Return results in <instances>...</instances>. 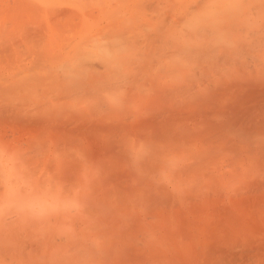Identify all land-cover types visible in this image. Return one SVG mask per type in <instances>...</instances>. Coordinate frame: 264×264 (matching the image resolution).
Instances as JSON below:
<instances>
[{
	"label": "rangeland",
	"instance_id": "obj_1",
	"mask_svg": "<svg viewBox=\"0 0 264 264\" xmlns=\"http://www.w3.org/2000/svg\"><path fill=\"white\" fill-rule=\"evenodd\" d=\"M222 5H226V9H223L224 6ZM255 5L256 0H0V219L6 218L4 219L5 222H9V220L7 221V216L16 214L11 213L14 209L18 214L22 213L23 209H25L24 197H26L27 201L25 202V204L27 203V213L34 211L32 207L36 208L39 203L36 195H34L36 197L33 200L27 196L20 198L23 203L16 198L23 196L20 195L23 194V189L29 191L32 189L30 187H34L33 189L35 190L36 186L39 189H48L51 181L52 184H57L55 183L57 181L70 184L74 179H70L69 182L68 175L71 173L75 174H73L74 177L76 176L75 179L80 180L78 182L75 179L74 182L72 181L73 183L76 182L75 185L73 183L71 184L72 186L70 185L73 188L72 190L70 186L68 190L69 184L65 186V188L67 187L66 192H64L66 194L72 193L75 187L80 189L77 184L87 186L88 179H90L91 183L94 182L97 185L98 183L96 182L99 181L94 179H98L101 180V184L99 182V186L97 185L101 195L106 197V195L110 194L112 198L113 195L118 196L116 194L120 192L119 189L121 188L118 184L123 186V175H126L123 174L124 172L122 173L124 168L127 167V165H124L125 159H134L137 153H144L143 156L150 155L155 158L151 162L150 156H145L146 158H144L148 159V161L143 166V169L146 171L142 169L144 177L147 174H149L148 176L151 179L155 177L153 180L147 177L150 179L148 181L155 185L153 187L159 190L160 186L165 184V182L178 185V190L171 194V197L174 198L172 199L173 201L170 198L172 203L167 198L170 201L168 206L166 205L167 208L165 210L161 208L163 210L162 213L160 208L156 210L154 215L157 217L153 218L155 216L152 215V219L148 215L146 220L144 217L146 214L144 215L140 212L144 209L143 207L141 208L142 204H140L143 203L141 199L144 197H138L140 199L136 197L135 201H133L135 204L132 203L131 205L130 203L129 207L127 206V209H125L124 206L126 204L124 202L127 197L122 194H119L121 196L120 199L115 200V198L113 199L114 201L109 198L110 195L107 196L108 198L103 197L101 200L104 202H97L99 206L96 205L95 209H92L91 212L96 210L93 214L89 212V208L84 209L86 211H83L84 213L82 211H79V214L75 213L76 215H74V212H69L68 216H66L68 225L71 224V221L77 224L81 220L80 225L85 222V227L89 228H84L82 231L83 226H80V228L77 224L79 228L72 231L73 237H78L79 233H84L85 231L83 240L86 247L83 248L79 241H73L71 236L72 241L69 240V242H72V245L69 244L70 250L67 251V247L64 255H62L64 252L60 251L59 248L63 247L64 249L65 243V246H60L56 242L57 240L48 242L47 245L45 243L46 240L50 241L47 237L50 234L54 238L57 237L58 234L54 231L59 223H61L60 225L63 223V221H59L61 220L60 217L56 222V226L53 227L55 223H49L50 219L46 215H42L39 219V222H41L40 226L38 225L39 229H42L39 230L31 227L33 225L29 224V221L21 224L22 218L20 215V223L16 222L18 225L14 222L15 219H13V222L16 226L14 225L13 227V222H10L12 230L18 229V231L16 230L17 232H13L15 237H12L16 243H13V239L9 238L11 244L8 243V240L6 242L3 241L8 234L6 233L8 229L2 227L4 226V221L1 220L0 242L2 243L3 241L4 243L2 244L8 246L9 249L0 254V264H19L22 262L24 264H99L103 259H106L105 263L101 261L100 264H106L107 261H110L108 264H130L129 255L123 254V257L120 252L122 250L123 252L126 251V247L123 245L126 244L125 242L128 243L129 237L132 235L131 226H128L132 224V218H134L133 223L138 221L139 218H144L147 222H145L146 224L148 222L152 224L155 232H159L156 229L162 224L161 222L165 223L166 229H168V226L170 228L176 227L177 225L175 224L178 222H181L184 226L188 225L189 222L192 225H188L190 229L193 226H195L193 229L196 230L204 228L206 232H197L192 229V232L195 231V233L191 234L190 241L196 242L198 239L199 241L192 244L188 242V247H184L183 252L179 255V258L187 261L192 258L195 259L194 256L197 255V250L193 244L197 245L198 242H203L201 244L203 247V244L205 245L206 242L209 243L211 241L208 240L210 237L217 236V233L212 235L217 230H219L218 235L224 236V245L216 244V246L212 245L210 249L207 247L201 250L210 252L209 250L212 249L211 251L213 252H220L232 247L236 248L239 253L246 250L250 256L255 255V251H252L253 246H256L259 242L264 243V134L252 132L239 135L234 132V138H230V140L234 139L231 142V151H228V148H219V151L213 154L214 156L211 154L210 158H208V154H204V151L197 146L198 148L191 150L185 155V158L184 156L181 157L182 159L179 160L180 163L177 168L172 169L175 167L170 166L172 161H174L173 157L165 156L163 151H159L164 150L163 147L159 146L156 140L149 139V135L154 134L155 130L153 131V127L149 126L148 124L150 123L147 122H150L151 117L154 115L153 113L158 112L160 108L162 110V108L166 107L164 105L169 104L167 103L170 98H167L169 94L175 98V94H173L175 92H171L173 96L171 93L166 94L167 97L159 96L158 93L161 94L165 89L162 90L160 88L163 87H160L157 89L162 90L160 92H156L154 88V91H151L149 89L151 86L148 82L152 81L153 83H151L154 87L163 86V82L170 83L171 79L182 75L181 79L184 81L179 80L177 83L182 86L183 90L180 88L181 86L179 89L184 92L188 90L189 85L201 76V74H198L195 78L188 76L192 75L191 71L194 68L197 69L196 71L209 74V80L204 79L198 83L201 86L206 85L213 75L215 77L218 76L217 78L224 82L229 81L230 84L236 83V78L238 77L236 74L246 75L248 74L247 71H250V75H257L256 66L258 64L250 63L248 56L251 54L256 58L258 53L250 45V36H244L246 30H243V28L245 24L232 25V19L235 15L241 16L245 23L244 17L250 16L254 11ZM187 14L188 16L185 18ZM174 20H177L176 24ZM247 22L249 23V20ZM196 25L198 27L194 32ZM213 27L215 29L218 27L226 28V32L220 38H217L216 35L205 36L203 29H213ZM239 38H242L241 42H237ZM220 48L222 49V58L216 61L212 58L207 60L200 58V54L205 50L213 49L212 51H214ZM143 57L147 59L143 60ZM138 74L145 78L143 83L140 76H136L140 79L139 81H137L136 77H133V75ZM149 75L154 77V79L150 78ZM187 76L189 78L185 80L184 77ZM129 78H134L135 80L132 81ZM145 81L147 82L145 83ZM179 89L177 91H180ZM181 93L179 92L180 97L178 92L176 93L179 99H182L181 104L171 101L174 104L172 109L175 108L177 110L174 109V111L171 108L170 110L174 111L173 113L176 112L174 115L178 119L181 118L177 123L181 121L182 125L187 119L184 118L185 116L183 118L180 116L186 112L188 116L190 108L186 99L183 98L186 97L185 93L184 95L182 93L183 97ZM136 106L141 108L137 107L139 108L137 109ZM166 108L169 111L168 106ZM186 108H189V110H186ZM229 109L232 108L228 107ZM137 111L148 113L151 116L148 115L150 119L147 115H143L144 113L142 114V112L143 117L139 116L137 118L135 116ZM149 111H153V113L150 112V114ZM126 114H133L136 117V121L140 120L145 125L141 123L142 125L139 124L138 126V124L131 122L133 120L128 117L130 115ZM138 114L137 112L136 115ZM117 115L120 116L123 124L126 123L123 128L128 129L130 132H135V134H142H136L137 137L140 136L142 139L143 133L149 132L150 134L145 133L146 137L143 136V139L146 140L142 139L143 141L139 142L138 140H125V145H122L118 151L117 140L120 137L117 138L115 143L113 140H115L116 136L114 138L113 136L111 137L109 135L110 131H108L112 127L111 120L114 122L115 117H118ZM103 116L106 117L103 118ZM105 120H110V122ZM188 123L190 122L187 120V126ZM132 124L134 127L131 126ZM210 124L213 125L214 123L210 122ZM183 125L185 126V124ZM42 126L46 127L45 130ZM108 137L112 139H108ZM123 137L122 135V140H124ZM75 139L76 142H74ZM115 149L117 150L116 155L117 153L119 154L117 157L114 155ZM194 150L198 151L199 155H196ZM139 154H137V157H141ZM64 157H68V160ZM71 157L76 158V160H72ZM79 158H82V162ZM205 158L211 159V162L206 159V163ZM73 161L75 162L72 163ZM76 161L78 164H75ZM175 161L177 162V160ZM150 162L152 165L149 164ZM111 163L112 165L113 163L121 164V170L119 165H117L118 169H115L114 175L117 177L111 178L114 182L118 181L115 184H112L114 182L111 179H108L109 181L106 179V175L112 173V169H109L112 166ZM70 164L72 167L69 166ZM82 165H84V168ZM122 166L125 167L123 168ZM74 167L77 169H74ZM81 168L84 169L86 177L81 176ZM67 169H69L70 174H67ZM85 169L89 171L90 175L87 174L88 172ZM91 169L93 170L91 171ZM96 170H103L99 173L105 175L96 176L95 178L93 175H95L94 172ZM132 172L134 173L135 170L133 169ZM127 174L130 173L127 172ZM163 174L168 177L166 180ZM93 177L94 179H92ZM102 180L108 182L106 183L107 186L104 185ZM142 181L139 180V182ZM109 184L111 185L110 190L114 187L113 194H111L112 191L109 193L110 190L107 189ZM91 185L89 186L92 188L96 186L94 184ZM100 185H103V187L101 188ZM99 187L102 190H99ZM116 187L119 188L117 189ZM92 190L95 191V189ZM92 190H90L91 194L98 193V191L93 192ZM115 191L118 193H114ZM32 192L35 191H31V194ZM102 192H105L106 195L105 193L102 194ZM39 193L37 192V194ZM48 193L51 194L50 192ZM52 193H54L53 190ZM17 194L19 196H16ZM168 196L170 197V195ZM13 198L17 200L14 199L13 201ZM179 198L189 201L188 203L186 202L188 205L179 204L181 205L179 206L174 201ZM15 200H20V205L19 202L16 204ZM44 201L46 205L49 199H44ZM173 202L174 205H172ZM21 204L24 206H21ZM169 204L173 207L175 206V208ZM100 206H104L100 214L111 215V220H113L112 217L116 219V221L110 222L108 221L109 216L103 219L108 221L109 224L111 223L110 225L107 223L110 228L107 227V224L104 225L106 221L102 222V219H100L104 218L103 214L99 215L98 213L97 215V211H101L99 209L101 208ZM178 206L182 210H178ZM187 206L188 210L186 209ZM176 208L180 212L185 211L183 214L185 213L187 216L181 215V217L183 216L181 218L176 214V210L173 212ZM25 211L24 213H26ZM113 211L114 213H112ZM143 211L145 212V209ZM157 211L160 212V215L157 214ZM44 212L46 211H42V214ZM85 214H87L86 218H84ZM162 214L164 217L161 218ZM91 215H96L93 219H98L99 217V220L92 221L91 217L93 216ZM171 215H174V217ZM2 216L3 218H1ZM70 217L71 219L73 217V219L71 220ZM11 218H14V216H11ZM16 218L19 219L17 215ZM45 218H48L46 220L49 221L47 224L44 220ZM89 219L91 223L97 221L96 226H94V223V225H89L91 224L87 221ZM42 221L45 223H42ZM34 222L36 223L37 221ZM34 222L32 224L35 225ZM228 223L231 226L233 225L232 228H235L236 231L230 230ZM8 224L5 225L10 228L11 226ZM50 224L52 225L50 226ZM60 225L58 227H62ZM260 230H263V232H260L261 235L251 232ZM102 232H105L104 236ZM239 232L249 233L235 240ZM62 234L61 236H64ZM241 234L239 233L240 236ZM16 237L18 238L16 239ZM89 237L91 238L90 241L88 240ZM176 237L177 234H167L164 238L166 241L171 242ZM203 239L205 240L203 241ZM213 239H216V237H213ZM99 240L101 242L103 240L102 244ZM120 240L125 241L119 245L121 243ZM93 241H98V243L93 244L95 245V247L93 246L94 248L97 247L99 249L96 248V252H94V248L91 245ZM109 241H113L110 243H113L112 246L116 244L117 247H111ZM38 242H40V245L37 244ZM1 243L0 246L2 245ZM51 243L58 245L54 246ZM99 243L100 246L98 245ZM35 245L39 247L36 248L34 247ZM101 245H105V248ZM56 246L57 249H55ZM120 246L125 250H117L120 249ZM107 248L108 252L105 250ZM42 251H44L43 255H41ZM46 251L47 254L45 253ZM79 251L85 253H80ZM100 252L103 259H99V261L98 258H101V255L99 254L100 256H98L95 253ZM104 252L106 253L104 254ZM110 252H112L111 255L109 254ZM168 258L169 256L164 261H167Z\"/></svg>",
	"mask_w": 264,
	"mask_h": 264
},
{
	"label": "bare ground",
	"instance_id": "obj_2",
	"mask_svg": "<svg viewBox=\"0 0 264 264\" xmlns=\"http://www.w3.org/2000/svg\"><path fill=\"white\" fill-rule=\"evenodd\" d=\"M222 6H224L223 9H226V7H227L226 5H222ZM253 10L254 11L250 14V16H245L244 17L245 20H246L245 23L243 22L241 16L235 15L234 18L232 19V25L245 24V27L243 28V30H246L244 36L245 37L250 36V38H249L250 39V45H251V47L255 48V50L258 53L257 56H256V58L253 55H251V54H249V56H248V58H249L248 60H249L250 63L258 64L256 66V73H257V75H254V76L250 75V73H249L250 71H247L248 74H246V75H238V74H236L238 77L236 78L237 80H236V83H234V84L233 83L230 84L229 81H225L224 82L223 80L217 78L218 76L215 77L213 75V76H211L210 81H207V84L206 85H202L201 86L198 83L201 82V81H203L204 79L209 80L208 79L209 78V74L207 72L196 71L197 69L194 68L191 71L192 72V75H188V76L189 77L191 76L193 78H195L198 74H201V76L199 77V79H197L196 81H194L191 85H189L188 86V90H186L184 92L182 91L183 90L182 86L180 84L178 85V83H177V82H179V80L180 81L182 80L181 79L182 78V75H180L178 78L171 79L170 80V83L163 82V84H162L163 86H161V85L160 86H157V85H159V84H157V85H155L157 87H154V85L152 86V83H153L152 81H151L152 83L151 82H148V83H150L151 88H149V89L151 91L152 90L154 91V89H156L155 90L156 92H160L163 89H165V90H163L161 92V94L158 93L159 96L161 95L162 97H167L166 94H169L171 92H175V93H173V94H175L174 95L175 98L174 97H171L170 94L167 97V98L170 97L169 99L172 98V100L169 101V99H168V101H167V103H169L171 105H169V104L168 105L167 104L164 105L166 107L168 106L169 111L166 110L167 109L166 107L162 108V110L160 108L159 111L156 112V113H153L154 110L153 111H149V113L152 112L154 114L153 117H151L148 113L145 114L142 111H137L139 113L138 115H136L137 112H135V116L137 118L139 116L140 117L141 116L143 117V115H147V116L149 115L151 117V119H150V117L148 116V118L150 119V122L149 121H147V122L150 123L148 125L151 126V127H153V131L155 130V132H154V134L153 133L150 134L149 132H144L143 133V136L146 137L145 136V133L146 134H150L149 135L150 136L149 139L156 140L157 144L159 146L163 147L164 150H159V151L160 152L163 151V153H164L165 156L169 155V156H172L173 157V160L174 161H172V163H171L172 165H170V166H175V167L172 168V169H176L177 168V165L180 163L179 160L182 159L181 157L184 156V158H185L186 157L185 155L188 154L189 152H191V150H193L194 148L197 149L199 147L201 150L204 151V154L206 153V155L207 154L209 155L208 158H210V156H212L213 154H215L216 152H218L219 151V148H228V151H231V149H232V143L231 142L234 141V139L230 140V138L233 137V135H235L234 132H237L236 134H239V135L240 134H243V133H252V132L264 134V0H256V5L253 8ZM207 15H209V14L207 13ZM187 16H188V14L185 16V18ZM248 20H249V23L247 22ZM174 23L176 24L177 23V20H174ZM198 25H196V28L194 29V32L197 29ZM216 29L214 27H213V29L212 28H210V29L204 28L203 29L204 35L205 36H209V35H212L213 36V35H216L217 38L218 37L220 38L226 32V28H223V27H218ZM241 39L242 38H239L237 40V42H241L242 41ZM195 42L197 43V41H195ZM193 43H194V41H193ZM220 49H215L214 51H212L213 49L205 50L202 54H200V58L203 59V60H207L208 58H212L214 61H216L217 59L222 58V56H223L222 49L221 50ZM148 53L150 54V52H148ZM144 59H147V58L146 57L145 58L143 57V60ZM141 60H142V58H141ZM136 76H138V77L140 76L142 78V80H141L142 83L144 82L143 80H145V78H143L142 75H139V74L138 75H135V76L133 75L134 78ZM188 76L187 77H184V79L186 80L187 78H189ZM138 77H136L137 78V81L140 80V79H138ZM149 77H150V75H149ZM134 78L133 79L132 78L131 79L129 78V80L134 81L135 80ZM146 78H148V77H146ZM150 78L154 79V77H150ZM152 79H150V80H152ZM182 81H184V80H182ZM146 82L147 81H145V83ZM175 83H176V85H175ZM160 87H163V88H160ZM179 87L182 90L179 89ZM185 87H187V86H185ZM185 87H184V89H185ZM158 88H160L162 90H157ZM178 89L180 91H177ZM150 90H149V92H150ZM156 92H155V94H156ZM163 92H165V93H163ZM166 92H168V93H166ZM177 92H178V94H179V92H182L183 95H184V93L186 95V97H183V95L181 93V96L184 99H186V101L188 102V107L190 108V111H188V112H190V113H188V116L186 115L187 112L186 113H182L184 115H181L180 117L183 118V116H185L184 118H186L188 120V122H190V123H188V126L186 125L187 120H186V122H183L182 125H181V121H180V123H177V121H179L181 118L178 119L174 115L176 112L173 113L175 110H177L175 108L172 109V107H173L172 105H174L173 103H177V104L180 105L181 104V100H182V99H179L180 94H179V97H178V95L176 94ZM173 94H172V96H173ZM179 105H177V106H179ZM137 107H139V106H136V108ZM228 107L229 108H232V109H229L228 110ZM139 108H141V107H139ZM139 108H137V109H139ZM170 108L172 110H174V109L175 110L172 111V110H170ZM189 108H186V110L187 109L189 110ZM141 112H142V114L143 113L144 114L142 115ZM126 115H130V114H126ZM122 116H123V114H122ZM135 116L132 114V115H130L128 117H130L131 120H133L131 122H134L135 124H138V126H139V124H141L142 122L140 120L139 121H136V117ZM104 117H106V116H103V118ZM103 118H101V119H103ZM107 119H109V118H107ZM105 121H109L110 122V120H105ZM183 121H185V120L183 119ZM127 122H129V120H127ZM147 122H145V123L147 124ZM210 122H213L214 124L212 125V124H210ZM111 124H112V127H111V125H109V127H111V128L108 131H110L109 135L111 137L113 136V138H114L116 136L115 140H113V141L116 143L117 138L120 137V138H118L119 140H117L119 142V143L117 142V144H118L117 145L118 151L121 149L122 145H125V140H130L131 139L133 141L138 140V142H139V141H141L143 139V136H142V139H141L140 136L137 137V135H136V134H139V135H142V134H140V133H136L135 134V132H130L128 129L123 128V125L124 124L126 125V123L123 124L122 119L120 118V116H118L117 118L115 117L114 122H113V120H111ZM142 124H144V123H142ZM183 124H185V126ZM189 124H191V126H189ZM101 126H104V125H101ZM131 126H133V124ZM43 128L45 130L46 127H43ZM43 128H41V129H43ZM235 129H236V131H235ZM123 132L125 133V135H124ZM122 135L124 136L123 137L124 140H122V138H121ZM77 136H79V135H77ZM108 139H112V138L108 137ZM143 140H146V139H143ZM74 142H76V139H75ZM77 142H78V140H77ZM112 144L114 145V143H112ZM69 146H70V144H69ZM68 148H70V147H68ZM79 148H81V147H79ZM159 149H161V148H159ZM200 149H199V151H200ZM39 150H41V149H39ZM80 150H79V152H80ZM42 151H44V150H42ZM63 151L65 152V150H63ZM116 151L117 150L115 149L114 150L115 157L119 156L118 153L116 155ZM194 151L193 152L196 155H199L198 154L199 153L198 151H196V150H194ZM79 152H78V154H79ZM76 153H75V155H76ZM78 154L76 156H78ZM137 154H139V153H137ZM137 154L134 157V159L133 158H126L125 159V164L124 165L125 166L127 165V167L124 166L125 167L124 168L122 166L124 168V170L122 169L123 170L122 173L124 172L123 174H126V175H123L124 180H122V181H123L124 184H123V186H121V185L118 184V186L121 187L119 189L120 192L118 193V192L115 191L114 193H118V194H116L118 196L113 195V198H112V196L110 194L109 195L111 197L109 195H106V193L108 194V192L106 191V189H105L106 193L105 192H102V194L105 193L106 197L104 195H101L100 194V191H98L97 185L99 186V182L101 180L94 179V177L92 179L99 181V182H96V183H98L97 185L94 182L91 183L90 182V179H88L89 181L88 180H85V181H88V183L86 184L88 186V188H87V186H84V185L81 186V184L80 185L77 184L78 186L77 185L76 186L77 187H80V189L78 188L79 189L78 190L75 187V189L73 190V192H75V191L76 192L75 193L72 192L70 194L64 193V192H66V189H67V187L65 188V186H67L69 183H67V182L66 183L65 182L62 183L60 181L59 182L58 181L55 182L57 184H52V181H51V183L49 184L51 187L49 186L48 189L47 188L39 189L37 186H36L35 190L33 189L34 187H30V189L32 188L33 190L31 189L29 191H26V189H23L22 191H24V192L26 191L27 194L24 193V192H23V194H20V193H22V192H20L18 194L23 195V196H19L17 194L16 196H19V197H16L17 199H20V198H23L24 196H27V197H29L30 199L33 200V198L37 196L36 198L39 201V203H38V205H37L36 208L32 207L33 210H34V211H32V213H27V209H26L27 203L25 204V202H27V201H26V197H24L23 200H24V205L25 206L23 204H21V206H24L25 209H23L22 213H19L18 214V212L14 209L13 212L11 211V213H16V214H11L10 213L11 215H8L7 216V221L9 220V222H7V223L5 222L4 219H6V218L0 219V221L1 220L4 221V223H3L4 226H2V227L8 229V231L6 230V233H8V234L5 237V239H3V241L6 242V240H8L9 241L8 243L11 244L9 238H12L13 236L15 237V234L13 232L16 231V230L18 231L17 228H15V229L13 228L14 230H12V226L14 227V225H15L16 222H19L20 223V220H21L20 219V215H21V218H22L21 224L23 222H25V221H26V223L29 221L28 223L31 224V225H33L31 227H34V229H36V228L39 229V226H40V223H41V222H39L40 221L39 219H40V217L42 215H46L50 219V222L49 221H46L48 218H45L44 219L46 221V224H47V222H49V223L52 222V224L55 223L53 225V227L56 226V222H57V220H58L59 217L61 219L59 221H63L62 225H60L61 223L58 224V225H60L62 227H58V225H57V227H56L57 230L55 229V231H54L56 234L59 235V238H58V235H57L56 238H54L53 235L50 234L49 236H47L50 241H48L46 239H43V240H46L45 241L46 245L48 244V242H53V241H56V240H57L56 242H58V244H60V246L64 245V243H65L66 246L64 245L65 246L64 249H63V247L59 248L60 251L64 252L62 255L65 254V252H66L65 250H66L67 247H68L67 251L70 250V245H72V242H69V240L72 241V239H73V241L74 240L79 241V243L82 245V247L85 248L86 245L84 246V240H83V238L85 236V231H84V233H79L80 235L78 237L77 236H74L73 237V232L72 231L74 229H76V228H79L80 226H83L82 231H83L84 228H89V227H85L86 226V223L83 222V221H82L83 223H81V225H80V221H81L80 219H79L80 221L77 223L79 225V227H78V225L76 223H75L76 224L75 225L74 222H72V221H71V224L68 225L66 223V220H67V217L66 216H68V213L69 212H74V215L79 214L80 213L79 211L86 212L84 209H88V208L90 210L89 212L91 214H93V213L96 212V210H94L95 212H91L92 209H95L96 205L99 206V203L97 204V202L103 201L101 199H103V197L104 198H108L107 196H109V198H112V200L115 199V198H116L115 200L120 199L121 196H119V194H122L125 197H127L126 200H125V202H124V204H126L124 206L125 209H127V206L129 207V204L130 203L132 205V203H133V201H135V198L136 197H137V199H140L138 197H144L143 199H141V200H143V203H140V204H142L141 208L143 207L145 209V212L146 213L143 211L144 209H142V211H140V212H141V214L142 213L144 215L146 214L144 216L145 219H146V217H148V215H150L151 216V219H152V217H153L152 215H154V212H156V210H159V208L161 210L160 212L162 213L163 210H165L167 208L166 205L168 206V203L172 199H174V198L171 197V194H172V192L174 193V192H176L178 190V185L176 183L175 184H171V183L169 184L168 183L169 184V186H168V184L165 182V184H162L160 186L159 190H157V188L153 187L155 185H153L151 183V181H148V180L151 179L150 176H148L149 174H147V176H145V177L143 176L144 175V171H146L145 169H143L144 168L143 166L148 161V159H145V158L147 156H150V155H144L143 156V154H144L143 153V154H139L141 157H137ZM114 155H111V156H114ZM73 157H71L72 160L74 159ZM79 157H81V156H79ZM64 158H66V157H64ZM149 158H151L150 159L151 162H152L153 159L155 160L154 156L153 157L150 156ZM66 159L68 160V157ZM81 159L79 158V160L82 162ZM206 159L207 158L204 159L206 161V163H207V160H209V162H211L210 161L211 159H207V160ZM50 160H52V159H50ZM67 160H65V161H67ZM74 160H76V158ZM175 160H177V162ZM77 161H76L75 164H78ZM74 162L75 161H73L72 163H74ZM117 162H118V160H117ZM151 162L149 164H151ZM114 163H116V162H114ZM114 163H113V165L111 163L112 166H111V168H109V169H112V171H111L112 173H109V174L106 175L107 181H109L108 179H111V178L114 179V178L117 177V176L115 177L114 174H115V169H118L117 168L118 167L117 165H119V164H114ZM71 164L69 165L70 167H72ZM94 164H96V163L94 162ZM83 166L84 165H82V167ZM75 168L76 167H74V169ZM77 168H78V166H77ZM83 168H81L82 172L80 174H81V176H85L86 177L87 175L85 174V171H84ZM97 168L100 170V168L98 166H97ZM126 168H127L128 171L125 170ZM87 169L89 170V168H87ZM87 169H85V170L87 171ZM119 169L121 170V166L119 167ZM133 169L135 170L134 173L132 172ZM142 169L144 170L143 173H142ZM169 169H167V170H169ZM67 170L69 172V169H67ZM92 170L93 169H91V171ZM99 170H96L94 172L95 175L92 174L93 176H95V178H96V176H103V175H105V174H103L104 172L102 173L103 175H101L99 172H102L103 170H101V171H99ZM117 171H119V170H117ZM126 171L129 172L130 174H127ZM68 172H67V174H70V172L69 173ZM87 172H88L87 174L90 175L89 174V171H87ZM106 172H109V171H106ZM82 173H84V174L82 175ZM91 173H93V172H91ZM73 174L74 173H71L70 175H68L69 182H70V179H72V178L75 179L76 178V176L74 177ZM147 177H149L150 179H148ZM163 177H164L165 180L168 178L164 174H163ZM74 179L72 180L73 182H74ZM102 179H104V178H102ZM119 179H122V178H119ZM153 179H151V180H153ZM75 180H76V182H78L80 179L79 180L78 179H75ZM139 180H143V181L142 182H139ZM72 181L68 185V190H69V186L73 183ZM102 181H104L103 182L104 185L107 186L106 183H108V182H105V180H102ZM112 181L114 182V180H112ZM119 181L121 182V180H119ZM89 182L91 184L96 185V186H93L94 188H92L91 187L92 185ZM117 182L115 181L112 184H115ZM75 183H73V184L75 185ZM81 183L82 184H85L84 182H81ZM100 184H101V182H100ZM74 185H73V187H74ZM89 185H91V186H89ZM116 185H114V186H116ZM71 186H70V189L72 190L73 188H71ZM110 186L111 185L109 184V188H107V189L110 190V188H111ZM100 187L102 188L103 185H100ZM100 187H99V190H102V189H100ZM64 188H65V190H63ZM113 188L114 187H112V189ZM92 189H95V191H93ZM112 189L109 191V193H111V191H112L111 194H113V191H114V189L113 190ZM117 189H115V190H117ZM52 190H53L54 193H52ZM90 190H92L93 192H97L98 191L99 194L98 193L97 194H95V193H92L91 194ZM31 191H35V192H32V194H31ZM37 192H40V193L37 194ZM48 192H50L51 194H49ZM34 195H36V196H34ZM168 195H170V197ZM145 196H148V197L145 198ZM173 196H174V194H173ZM16 198H13L12 200L14 201V199H16ZM147 198H149V199H147ZM167 198L169 200L171 198V200L168 201ZM44 199L45 200L49 199L48 204H46V205L44 204V203H46L44 201ZM7 200H9V199H7ZM20 200L19 201H16V204H18V202H19V205H20ZM105 200H107V199H105ZM13 201H12V203H13ZM172 201H171V203H172ZM174 201L177 202L178 205L181 204L183 206L189 202L187 200H182L181 198H179L178 200L176 199ZM22 203H23V201H22ZM43 204H44V206H43ZM133 204H135V203H133ZM19 205H17V206L18 207H21ZM169 205L171 207H173L172 205H174V202H173L172 205L171 204H169ZM181 205H179V206H181ZM14 206H15V204H14ZM179 206H178V210H182L181 207L179 208ZM18 207H16V208H18ZM100 207L101 208H99V209L101 211L99 209H97V210L100 211V212L97 211V215H98V213H99V215H102L103 214V213L102 214H100V213L102 212V209H104V206L103 207L100 206ZM111 208H113V206H111ZM173 208H175V206ZM186 209L188 210V206H187ZM189 209H190V206H189ZM178 210L176 208V209L173 210V212L175 211L176 214L179 215L180 217H181V215H184V217L187 216L185 213L183 214V212H185V211H181L180 212ZM24 211L26 213H24ZM42 211H46V212H44L42 214ZM169 211H170V209H169ZM157 212H158L157 214L160 215V212L159 211H157ZM65 213H67V214H65ZM112 213H114V211ZM186 213H188V212L186 211ZM24 214H26V215H24ZM133 214H131V215H133ZM16 215H17V217L19 219L16 218ZM174 215H171V216L174 217ZM0 216H1V214H0ZM3 216H4V214H3ZM3 216L1 218H3ZM11 216H14V218H11ZM27 216H29V217H27ZM91 216H93V217H91V220L96 217V215L95 216L94 215H91ZM102 216H104V218L103 217L100 218V219H102V222L103 221H106V220H103V219H105V217H108V216H109L108 217L109 219L108 218H106V219H108L109 222L110 221H116V219H114L113 217H112L113 220H111V218H110L111 215H108L107 216V215L103 214ZM125 216H127V215H125ZM154 216L155 217H153V218H156L157 217L156 215H154ZM4 217H6V216H4ZM8 217H10V218L8 219ZM36 217H38V219H36ZM86 217H87V214H85V217L84 218H86ZM131 217H133V216H131ZM162 217H164V215L161 216V218ZM81 218H83V217H81ZM181 218H183V216ZM13 219H15V221ZM70 219H71V217H70ZM72 219H73V217H72ZM126 219H125V221H126ZM132 219L134 220V218H132ZM145 219L144 218H142V219L139 218L138 221H134V223H133V220H132V224L128 225V226H131V229H132L131 231H133V232H132L131 237H129V235H127V237H129V241H128V243L125 242L126 244L123 245V246L126 247L125 249H126L127 252L126 251L123 252L122 249H124V248L122 246L119 247L120 249H117L119 251L122 250L121 252H123V253L120 252V254H122V255L123 254L124 255L127 254V256L129 255L128 258L131 259L130 264H140V263H143V264H264V254H263L264 253V243L263 242H259L256 246H253L252 251H255V255L254 256H250L249 252H247L246 250L244 252H240L239 253V251H237L236 248H232V247H229V248H226L224 250H221L220 252H213V251H211L212 249L209 250L210 252H208V251L206 252L204 250H201V249L207 248V247L210 249V247L212 245L213 246H216V244H218L220 246L221 245H224V243H223L224 236L218 235L219 230H217V229H216L217 231L215 233H212L209 230L212 233V235L217 233V236L218 237L217 236H213L214 238L216 237V239H213V237H210V239H208V240H211V241L209 243L208 242H206V243L204 242L205 245L203 244V247L201 246V244L203 242L202 243H199L198 242V244H200V245L193 244L194 248H196V250H197V253H196L197 255L194 256L195 259H193V258L192 259H189L190 261H187V260H185L183 258L181 259V258H179L180 257L179 255L181 254V252H183L184 247H188L189 244H187V243L188 242H191V244H192L193 242L196 243L197 241H199L198 237H197L198 240L196 242L195 241H190L191 234L192 233H195V231L192 232L193 230H196V229H193V227H195V226L191 227V229H190V226H192V225H190L189 222H188V225H190V226H188L187 224H186V226H184V225L181 224V222H178V223L175 224L177 226L174 227V228H172V227L170 228L168 226V229L170 228L168 230V229H166L167 227H166L165 223L161 222L162 224L156 223V224H158V225L160 224V225L158 226L159 228L156 229L159 232H155V229L152 226V224H150V222H148V224H146L147 223L146 222L147 219L146 220ZM151 219H148V220H151ZM10 220H12V221H10ZM30 220H31V223H30ZM91 220L89 219L87 221L89 223H91L90 222ZM94 220H99V217H98V219H93L92 221H94ZM32 221L33 222L34 221H37V222L36 223L34 222L35 223V225H34V224H32L33 223ZM108 221H106L104 225H106L107 223L109 224ZM152 221H154V220H152ZM231 221H230V223L233 222V221L232 222ZM10 222L11 223L13 222L12 223L13 224L12 226L10 225ZM96 222L97 221H95V223L92 222L89 225H94L95 224L94 226H96ZM102 222H100V224H102ZM42 223H45V222L42 221ZM114 223H112V224L114 225ZM5 224H8L9 226H11L10 227L11 229L8 228L7 225H5ZM52 224H50V226ZM108 224H107V227H109V225L111 223L109 225ZM228 224H226V226H228ZM16 225H18V224L16 223ZM113 225H111V226H113ZM44 226H46V225H44ZM161 226H162V228H161ZM223 226H225V225L223 224ZM232 226L230 225V230L236 231L235 228H232ZM99 227H101V226H99ZM115 227H116V224H115ZM205 228H207V227H205ZM40 229H42V228H40ZM49 230H51V229H49ZM106 231H108V230H106ZM196 231L197 232H199V231L206 232V231H204V228H202V230L199 228ZM251 232L252 233H259V235H261L260 232H263V230L262 231L261 230L260 231H251ZM62 233L64 234V236H61ZM102 233H103V236H104V233L105 232H102ZM129 233H131V232H129ZM239 233H242L241 236L239 235ZM239 233H237V236H236V239L235 240L242 238L244 235L246 236L249 232H239ZM167 234H177V237L174 240H172L171 242H168L164 238ZM200 234H202V232H200ZM68 235H70V236L68 237ZM71 236H72V239H71ZM203 236H204V234H203ZM219 236H220V238H219ZM47 237H45V238H47ZM17 238L18 237H16V239ZM74 238H76V239H74ZM93 239H95V238L93 237ZM101 239H103V237H101ZM109 239H112V238H109ZM121 239H123V238H121ZM88 240L90 241L91 238L89 237ZM204 240L205 239H203V241ZM217 240H218V242H217ZM1 241H2V238H1ZM3 241H2V243H4ZM42 241H40V242L42 243ZM94 241H96V240H94ZM94 241H93V243L89 242V243H91L92 247L93 246L95 247V245H93L94 243H98V241L97 242H94ZM124 241L125 240H120L121 243H119V245L122 244ZM14 242H15V239H13V243ZM40 242H38L37 244L40 245L39 244ZM99 242H101V241L99 240ZM102 242H103V240H102ZM102 242H101V244H102ZM110 242H113V241H109V243ZM22 244H24V243H22ZM51 244H53L54 246L55 245H58V244H54V243H51ZM85 244H87V243H85ZM112 244L113 243H110L109 245H111V247H113V248L114 247H117L116 244L114 246H112ZM191 244H190V247H191ZM4 245L5 244H2L0 246V254L3 253V252H6L7 251L6 249H9L8 246H6V245L4 246ZM17 245H19V244H17ZM38 245H37V247H39ZM43 245H44V243H43ZM46 245H44V246H46ZM67 245H69V246H67ZM98 245L100 246V243ZM90 246H88V247H90ZM101 246H103V248H105V245H101ZM34 247H36V245ZM111 247H108V248H111ZM46 248H48V247H46ZM96 248H94V252L97 251V250H95ZM108 248L105 249V250H107L106 252H108ZM41 249H42V246H41ZM55 249H57V246H56ZM198 249L200 250V252H198L199 251ZM105 250H101V251H105ZM205 250H207V249H205ZM79 252L80 253H85V252H82V251H79ZM106 252H104V254ZM112 252H114V251H112ZM112 252H110L109 254L111 255ZM202 252H204V253H202ZM45 253L47 254V251ZM89 253H91V251H89ZM43 254H44V251H42V254L41 255H43ZM49 254H51V253H49ZM95 254H97L98 256H100L101 255V252L100 253H95ZM124 255H123V257H124ZM112 256H113V254H112ZM168 256H169L168 260L167 261H164V259L166 257H168ZM26 257H30V256H26ZM108 258H110V257H108ZM99 259H103L102 258V255H101V258H98V260ZM111 260H112V258H111ZM115 260H117V259H115ZM182 260H184V261H182ZM101 261H103L105 263L106 259H103ZM94 262H96V261L94 260ZM100 262H99V264H100ZM108 262H110V261H107L106 264H108ZM69 263H71V262H69ZM19 264H24V262L19 263ZM109 264H111V263H109Z\"/></svg>",
	"mask_w": 264,
	"mask_h": 264
}]
</instances>
